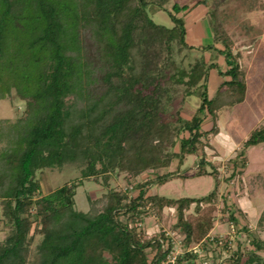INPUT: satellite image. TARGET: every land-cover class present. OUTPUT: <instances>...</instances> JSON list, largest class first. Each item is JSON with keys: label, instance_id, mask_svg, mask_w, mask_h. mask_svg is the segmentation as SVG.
Here are the masks:
<instances>
[{"label": "trees", "instance_id": "trees-1", "mask_svg": "<svg viewBox=\"0 0 264 264\" xmlns=\"http://www.w3.org/2000/svg\"><path fill=\"white\" fill-rule=\"evenodd\" d=\"M189 2L0 0V100L15 94L24 101L14 120L0 118V224L6 230L0 264H197L206 256L202 250L215 248L229 252L226 264H264V240L258 235L247 239L246 248L241 241L232 248L229 238H210L218 218L238 228L246 217L227 199L217 217L218 185L201 198L149 193L152 185L182 176L177 170L137 181L128 189L109 188L102 197L90 199L86 212L74 206L80 181L40 192L36 172L63 164L85 165L84 175L100 176L104 184L113 171L136 177L155 159L168 163L178 156L180 165L196 153L197 141L217 130L221 109L242 100L244 70L218 9L208 11L212 42L193 46L185 39V16L209 0ZM161 10L172 27L151 18ZM173 44L178 51L200 54L187 68H177ZM151 45L159 50L157 59L148 62ZM163 47L165 62L158 64ZM206 51L221 55L224 65L206 60ZM167 69L186 86L188 96L198 99L190 118L177 115L174 130L162 109L165 84L171 79ZM212 72L224 80L210 96ZM208 115L214 124L203 130ZM246 142H264V123ZM206 172L202 167L199 174ZM133 189L138 192L130 196ZM165 208L176 213L171 228L180 242L164 229L147 236L140 227L149 214L159 222ZM257 225H264V209ZM176 243L182 249L171 263L167 257Z\"/></svg>", "mask_w": 264, "mask_h": 264}, {"label": "rangeland", "instance_id": "rangeland-1", "mask_svg": "<svg viewBox=\"0 0 264 264\" xmlns=\"http://www.w3.org/2000/svg\"><path fill=\"white\" fill-rule=\"evenodd\" d=\"M175 1H179L180 4L190 3L189 0ZM204 7L208 11L218 9L224 28L233 40V49L238 54L239 62L244 70L245 81H247L242 100L233 106L223 107L219 112L215 121L217 130L209 134L208 137L197 141L196 153L187 155L180 165L178 156L171 158L168 163L164 159H155L147 170L136 177L128 178L124 172L120 171L109 173L106 184L103 183L104 180L100 176L96 178L85 176V165L63 164L55 168H45L36 172L41 194H48L64 184L80 181L81 184L77 186L74 196V206L77 210L86 212L91 207L90 199L102 197L109 188L128 189L137 181L154 176L174 174L177 170L182 176H174L163 184L152 185L149 193L168 198H201L211 192L215 185H218L217 217L222 215L224 199L232 203L235 209H239L241 202L238 201V197L243 199L244 204L246 202V213L249 215L245 213L244 220L240 219L237 226L240 232H237L238 228L233 227L234 232L229 238L231 247L235 248L236 244L241 241V246L246 248L247 239L252 234L258 235L264 240V225L261 227L257 225L258 218L264 209V142L257 145H250L246 142L250 132L264 123V52L258 51L259 54L253 52L259 47L260 38L264 37V0H221L218 5L213 0H209L207 6ZM201 14L200 11L188 14L187 25L189 27L185 36L186 41L193 36L190 24L196 21ZM151 18L157 24L165 27L173 25L168 14L163 10L153 13ZM207 21L208 15L204 22L199 23L200 33L198 36L203 37L211 34ZM200 44L203 43H194L193 45ZM86 47L87 50L91 49L89 43L86 44ZM156 50L159 49L154 48L153 45L148 46L146 53L148 62L157 59ZM162 50L164 47L161 48L158 64L165 62L163 56L166 52ZM170 51L177 68H187L188 63L200 54L196 50L181 49L178 51L175 44H173L172 50L170 48ZM212 55L213 60L218 56L215 52H212ZM205 59L209 60V55H205ZM219 61H222L221 57H219ZM166 71L167 76L171 79L165 84L168 90L164 94L162 109L169 120L170 129L174 130L179 125L177 115L180 114V118L183 119L190 118L198 106V99L188 96L186 86L172 78V72L169 69ZM223 80L224 78L216 72L210 74L208 85L210 96L215 94L217 86ZM23 107L24 101L15 94L10 98L2 99L0 100V118L14 120L22 112ZM213 121V118L208 115L203 120L201 128L203 130L210 129L214 124ZM175 149L178 151V145ZM242 162L245 163L243 168L240 166ZM202 167L208 172L199 174ZM232 174L234 176H231ZM257 176L261 178L259 179ZM127 179H130L131 182L128 183ZM137 192L136 189H133L130 196ZM121 219L125 220V217L122 216ZM218 219L219 221L214 222L211 235L224 234L230 230L229 222H220L222 218ZM175 220L174 209L165 208L159 222L155 216L149 214L143 218L140 227L147 236L157 230L164 229L170 233L169 236L173 240L179 241L177 230L171 228ZM243 225H246L250 231L242 230ZM5 235L6 230L0 224V240ZM179 247L178 250L181 252L180 243ZM201 254L206 256L201 257V260L196 262L197 264H205L204 262L206 264H226L229 260V252L222 248H215L214 251L212 249L202 250Z\"/></svg>", "mask_w": 264, "mask_h": 264}, {"label": "crops", "instance_id": "crops-1", "mask_svg": "<svg viewBox=\"0 0 264 264\" xmlns=\"http://www.w3.org/2000/svg\"><path fill=\"white\" fill-rule=\"evenodd\" d=\"M203 6H206V5H198V6H196L195 8H193L190 12H188L187 13V15L185 16V27H186V33H187V29H188V27H189V25H187V17H188V14H190V13H193V12H197V11H200L202 14L200 15V17L196 20V21H193L191 24H190V27H192V29H193V32H192V34H193V36H192V38L191 39H187V43L188 44H190V45H193L194 43H200V42H202L203 44H200V45H207V44H210L211 42H212V32H211V34L210 35H208V36H203V37H200V36H198L199 35V29H200V25H199V23L200 22H204V20H206V18H207V15H208V9H206L205 7V9L203 8ZM201 8H203V9H201ZM208 22V21H207ZM197 24V25H196ZM208 28L210 29V26H209V22H208ZM206 35H207V33H205ZM258 44H259V47L255 50H253V52L255 53V54H259V52H264V37H261L260 38V40H259V42H258ZM200 45H195V46H200ZM194 46V45H193ZM259 51V52H258ZM254 54V55H255ZM261 54H263V53H261ZM205 55H209V59H212L213 58V55H212V53L211 52H208V51H206L205 53H204V56ZM218 55V54H217ZM221 57V60L222 61H219V57ZM217 57H215V61H217V62H219L222 66L224 65V60H223V57L221 56V55H218ZM239 59V58H238ZM262 59V58H261ZM207 60V59H206ZM209 81H210V76H209ZM245 83H247V81H245ZM243 199H241V197H238V201H240L241 203H240V209L243 211V212H247L246 211V208L245 207H247L246 206V202H245V204H244V202L242 201ZM247 214V213H246ZM248 215V214H247ZM249 216V215H248ZM250 218V217H249Z\"/></svg>", "mask_w": 264, "mask_h": 264}, {"label": "built area", "instance_id": "built-area-1", "mask_svg": "<svg viewBox=\"0 0 264 264\" xmlns=\"http://www.w3.org/2000/svg\"><path fill=\"white\" fill-rule=\"evenodd\" d=\"M229 224H230V223H229ZM233 232H234L233 225L230 224V230H229V231H227V232L224 233V234L211 235L210 238H213V236H215V237H217L218 239H223V240L225 239V240H226V238L228 239V238H231V237H232L231 235L233 234ZM166 234H167V235H170L169 232H166ZM195 247L197 248L198 246H195ZM178 249H180V247H179V243H176L174 249L169 253V255H168V257H167L169 262L173 263V262L175 261V257H176V255L179 254V252H180ZM205 263H206V262H205Z\"/></svg>", "mask_w": 264, "mask_h": 264}]
</instances>
